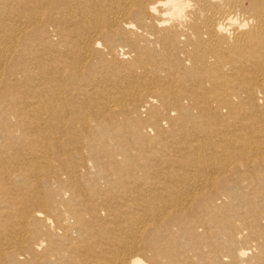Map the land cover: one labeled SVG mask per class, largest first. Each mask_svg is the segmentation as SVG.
Wrapping results in <instances>:
<instances>
[{"label": "bare ground", "instance_id": "1", "mask_svg": "<svg viewBox=\"0 0 264 264\" xmlns=\"http://www.w3.org/2000/svg\"><path fill=\"white\" fill-rule=\"evenodd\" d=\"M0 264H264V0H0Z\"/></svg>", "mask_w": 264, "mask_h": 264}, {"label": "rangeland", "instance_id": "2", "mask_svg": "<svg viewBox=\"0 0 264 264\" xmlns=\"http://www.w3.org/2000/svg\"><path fill=\"white\" fill-rule=\"evenodd\" d=\"M47 28H48V29H50V28L52 29V26H51V27H50V26H47ZM51 32H52V31H51ZM54 37L56 38V36H54Z\"/></svg>", "mask_w": 264, "mask_h": 264}]
</instances>
